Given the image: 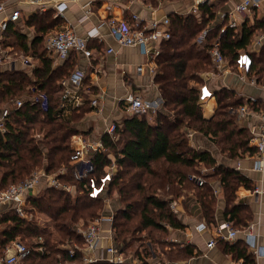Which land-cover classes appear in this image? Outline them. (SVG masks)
I'll return each instance as SVG.
<instances>
[{
    "label": "trees",
    "instance_id": "1",
    "mask_svg": "<svg viewBox=\"0 0 264 264\" xmlns=\"http://www.w3.org/2000/svg\"><path fill=\"white\" fill-rule=\"evenodd\" d=\"M201 11L200 17L196 14L174 16L173 21L179 33L171 34L157 56L159 73L156 80L161 88L164 107L172 115L158 112L155 125L149 123L145 116L134 115L125 119L122 126L117 124L116 139L109 134L103 137L105 147L115 155L118 169L117 175L108 185L107 196L114 189L121 203L113 224L114 242L120 252L129 249L136 240H141L145 254L148 250L147 242L150 241L163 248L169 246L164 252L170 260L189 257L192 251L188 247L162 241V238L168 236L165 224L175 228L182 227V224L171 211L169 199L159 197L158 194L162 192L164 195L178 197L183 190H194L203 218L212 226L216 223L217 206L209 181L212 179L220 182L224 190L225 220L238 229H243L252 220L251 208L247 204L237 203L235 196L238 187L252 188L251 181L225 165L219 166L214 153L191 147L186 132H198L215 140L219 146L224 142L225 145L221 144V153L230 159L255 153L249 146L251 133L246 128H240L235 116L229 111L232 106L242 105L243 99L237 98L233 90L224 88L218 91L216 112L212 118L206 119L200 105L199 90L194 84L200 86L201 74L211 69L208 52L219 38L224 57L236 66L241 50L247 48L250 39L257 31L263 30L264 25L246 26L241 34L228 29L221 37L222 27L214 23L213 5L206 4ZM59 21L60 18L46 14L31 19L30 23L47 28L59 24ZM205 29H210L207 34L208 43L201 49L197 38ZM17 41L19 47H25L23 39ZM43 64L41 73L45 81L42 85L34 86L47 96L49 107L43 110L39 101L34 102L30 98L29 90L30 97L24 99L23 105L10 110L6 119L7 131H0V190L24 181L39 169L48 175L56 174L62 183H74L77 193L73 196L61 187L45 184L39 191L40 195L38 192L27 197L30 210H26L25 217H21L14 207L0 213V257L14 241L44 237L43 243H32L33 249L24 263L67 264L81 260L79 248L84 240L77 232V226L80 222L89 224L96 217L103 209L104 197H90L85 188L89 180L77 183L72 175L71 140L80 133L78 122L90 107L82 105L79 111L71 114H64L60 108L63 88L57 85V81L68 75L71 65L57 72L51 69L50 61H44ZM252 70L258 71L256 73L263 77L264 52L258 57L253 56ZM4 75L5 80L0 78V105L2 100L7 103L21 97L27 87L31 86L28 85V77L22 72ZM1 85L9 90L1 92ZM38 135L40 137H36ZM93 163L95 173L92 177L100 179L111 161L106 153H98L93 157ZM200 166L214 169L210 175H204L206 183L203 186L197 185L189 177L191 173L199 171ZM34 211L50 217L54 221L55 232L47 234L41 230L34 222ZM139 233L147 234L145 241L138 239ZM65 242L79 246L75 248L74 255H70L69 249L60 247ZM221 244L227 254L242 260L243 264H256L244 240L240 239L234 244L225 241ZM41 246L44 252L38 250ZM143 264H146L144 260Z\"/></svg>",
    "mask_w": 264,
    "mask_h": 264
},
{
    "label": "crops",
    "instance_id": "2",
    "mask_svg": "<svg viewBox=\"0 0 264 264\" xmlns=\"http://www.w3.org/2000/svg\"><path fill=\"white\" fill-rule=\"evenodd\" d=\"M243 1L244 0H69L63 15H61L49 4L44 8L40 7L39 4L23 3L21 0H0V2L4 3L6 6L5 11L0 13V59L2 58L0 62V78L5 80L6 75L4 74L9 72H22L28 77V85H31L27 87L26 91H24V95L21 97H16L7 103H3L2 100L0 105V116L4 109L11 110L16 107L17 100H22L24 102V99L29 98V90L31 92V99H34L41 93L36 90L34 85H42V82L45 81L42 77L41 69H43L44 61H50L51 69L57 72L61 71L63 67L71 65L70 70H68V75L57 81V85H61L63 91V83L65 81L67 82L66 85L73 89L69 79L76 70L85 72L82 87L80 89H73L75 91L74 97H79V99H81V105L69 111L68 114L76 110L79 111L80 107L85 104H87L90 109L78 122L77 128L80 133L73 136L71 144L75 137L82 136L87 140L90 148H96L99 144H103L105 147L103 137L107 135L108 127L112 123L122 126L125 119L133 117L134 115L145 116L149 123L155 125L158 112L163 111L172 115L171 112L164 107L161 88L156 80L159 73L157 56L143 54L137 47H122L111 35L110 26L108 24L110 19L115 18L132 22L133 16L137 15L144 23H149L154 20L162 21L165 18H169L171 25L170 31L173 35L178 32L173 21L174 16L196 14L200 17L202 7L209 4L214 7L215 25H220L222 28L226 26L229 27L234 20L238 27L235 31L241 34L244 32L246 26L253 27L264 25V6L260 8L252 6L244 13H238L236 8L243 3ZM15 10L20 11V18L17 21H10L7 29H3L1 26L2 23L9 18L10 14ZM46 14H51L54 18H60L59 24L42 28L40 25L37 26L36 24L30 23L31 19L35 17L37 19ZM66 27H71L76 34L82 38H87L89 35L95 33L98 35L89 41L90 49L93 51V56L91 58H86L80 52H73L67 59L62 60L47 52V39ZM206 30L207 29H205L202 34ZM263 34L264 29L257 31L252 39H250L247 48L241 50V53L249 52L251 48L257 44V41ZM10 35H12V37H9ZM201 35L197 38V43L201 49H204L207 46L208 40L200 44L199 39ZM19 38L25 41L24 48L17 45V43H19V41H17ZM167 41L168 40L159 44L161 50L163 44ZM110 47L114 48V52L107 53L106 51ZM263 52L264 47L262 53ZM208 54L210 55V51ZM26 59L29 60L27 64L24 63ZM210 61L211 69L201 74L202 83L200 86L194 84L199 90V95L200 87L203 85H208L213 91L212 98L200 102L201 107L204 109V118L210 119L214 116L218 107L216 93L224 88L233 90L236 97L241 99L246 96H263L264 92L252 87L248 82L249 79H242L235 69L236 66L232 65L228 60L226 64L220 68L213 63L211 55ZM37 71H39V74H37ZM256 72L258 71L252 70L249 77L252 78L253 74L258 76ZM8 90V88H4L3 85H1V92ZM131 95L140 97L142 100L149 103L151 105L150 109L146 113L131 114L128 111V105L126 103L127 97ZM96 98L99 99V106L94 108L91 106V101ZM61 103L62 97L60 105ZM236 123L240 128L247 127L241 125L237 119ZM186 133L188 143L191 147L200 151L211 150V148L204 149L201 147L206 137L193 130H189V132ZM36 137H40V135ZM104 149L106 150L102 151V153L111 155L116 161L113 152L109 151L106 147ZM210 152L214 153L212 150ZM222 156L224 157L223 162H218L219 166L225 165L239 172L240 175H243L252 183V188H245L243 186L238 187L235 196L237 203L247 204L252 210V220L243 227L246 228L248 225L255 224L258 234L257 248L260 249L261 255L257 256L254 249L251 247H249V253L254 257L256 264H264V173L255 169L256 160L249 154H245L238 159H230L223 154ZM109 160L112 163L110 158ZM109 167L110 166H106L105 170H108ZM204 170L206 172L202 175H210L214 169L204 167ZM51 176L57 179L56 175L53 174ZM57 181L62 186L74 185L70 183L62 184L58 179ZM209 181L213 187L214 193L216 192L215 196L217 199L216 223L212 226H209L203 218L194 190H183L178 197L172 194L163 195V198L169 199L170 203L172 201L176 202L177 208L173 213L177 216L182 227L175 228L165 224L168 236L162 238V241L173 243L180 247H188L192 251L189 257L170 260L164 252L165 249H169V246L163 248V246L151 243L150 241L147 242L148 250L145 254L144 249L140 245L133 247V244H137V242H133L129 249L122 252L124 256L129 259L128 261L143 263L144 260L146 264H162L168 261H177L181 264H243L242 260H236L231 254H227L224 251L221 243H224L226 240L219 239L214 248H207V242L214 237V228L218 224L226 221L224 217L226 200L223 187L217 180L212 179ZM42 183L55 186L45 178L40 185ZM41 188L42 186L35 188L31 195L38 194ZM256 189L259 190V193L255 191ZM160 193L162 194V192ZM104 201L107 203L108 209L100 211L96 217L103 215L105 218H110L112 216L113 221L107 220V222L103 223L104 239L99 253L97 252L96 255L97 257L99 256L106 259L109 258L107 248L112 246L114 242L113 224L117 210L112 207L110 201L105 200V197ZM10 207H12L10 204L3 206L0 204V213H3ZM26 210H30V207L27 206ZM201 223L207 224L208 227L202 231H197L196 226ZM89 224H85V226L79 224L77 226V232L81 234V230L85 229ZM37 226L41 229L39 224H37ZM239 229H241V227ZM143 236L146 237L147 234ZM240 239L244 240L247 244L246 237L242 233L237 236L236 240L226 242L234 244ZM76 247L79 246L72 244L68 245L67 249L71 251L75 250ZM82 247L83 244L80 248ZM139 251H141L140 254H138ZM79 252H81L82 256L84 255L83 251ZM81 260L67 264H77ZM19 264H24V261Z\"/></svg>",
    "mask_w": 264,
    "mask_h": 264
},
{
    "label": "built area",
    "instance_id": "3",
    "mask_svg": "<svg viewBox=\"0 0 264 264\" xmlns=\"http://www.w3.org/2000/svg\"><path fill=\"white\" fill-rule=\"evenodd\" d=\"M23 3L34 4L40 7L50 5L54 8L58 14L63 15L64 10L67 7V2L69 0H21ZM260 8L264 6V0H244L237 8L238 13H244L250 7ZM5 4L0 2V13L5 11ZM20 11H13L9 18H7L2 23V28L7 29L10 21H17L20 18ZM111 30V35L122 47H137L143 54L158 56L161 51L160 43L169 40L171 38L170 31V19L165 18L162 21L154 20L149 23H144L139 16L134 15L133 21L129 22L127 20H118L115 18L110 19L108 22ZM236 21H232L231 24L221 29V37L226 34L228 29L236 30ZM209 30H206L200 37L199 43L203 44L207 40V34ZM98 35L91 34L87 38L79 37L76 32L71 27H66L54 35L50 36L46 41V50L49 54L57 56L59 59H67L73 52H80L86 58H91L93 56V51L90 49L89 41L90 39ZM264 34L259 38L257 44L251 48L249 52H244L239 55L236 63V71L239 73L242 79H249V83L252 87L262 90L264 92V75L263 77L255 76L249 77L252 66H253V56H258L262 54L263 50ZM107 53L114 52V48H109ZM210 55L213 63L216 64L218 68L224 66L227 62L221 50L220 38L214 43L210 50ZM2 59V58H1ZM0 59V62H1ZM29 60H24V63H28ZM257 75V74H256ZM85 78V72L82 70H76L71 76L69 81L73 89H80ZM64 91L62 95V103L60 108L63 110L64 114H68L69 111L75 109L81 105V99L79 97H74L75 91L70 88L65 81L63 83ZM261 84V85H260ZM213 97V91L208 85H203L200 87V102H204L207 99ZM244 102L240 106H232L229 111L232 115L236 117L238 122L247 126L246 129L251 133L249 140V146L255 150L253 155L249 154L252 158L256 160L255 169L264 173V94L262 97L256 96H246ZM99 99H93L91 101V106L97 108L99 106ZM34 102H40L43 110H47L49 107L48 98L45 94L40 93L34 99ZM128 111L131 114H141L146 113L150 109V104L142 100L137 96H129L126 99ZM23 105L22 100L16 101V107L19 108ZM10 115V109H4L2 115L0 116V131L6 132V119ZM118 125L112 123L108 129L107 134L110 137L116 139ZM97 148V149H96ZM96 148H90L87 140L82 136H77L74 138L71 149L73 153L70 158V165L72 166V175L75 181L84 182L87 179L89 182L85 184V188L92 198H102L103 193H105L108 188L109 183L114 179L118 173L116 161L111 155L108 157L112 160L109 165V169L105 170L106 173L97 179L92 177L95 173V165L93 163V157L102 153L106 150L103 144H99ZM206 171H202L204 174ZM47 179L52 185L56 187H61L69 192L71 195H75L77 192V187L75 185H64L62 186L58 183L57 179L53 176L48 175L44 170H35L31 177L25 179L24 181L10 185L6 190H0V204L11 205L17 211L21 217L26 216L27 209V197L31 195L35 188H37L43 179ZM190 180L194 181L197 185L203 186L206 183L204 175H191ZM259 193V190L256 189ZM216 194V192H215ZM177 204L175 201L170 203V209L175 212ZM113 221V217L105 218L103 215L97 217L93 222H91L85 229L81 230L83 237V247L79 248V251H83L84 255L82 260L77 264H143L138 262H130L124 256V253L117 249L113 242V245L107 248L109 258L97 257V252L102 245L104 239L102 225L104 222ZM208 227L207 224L201 223L196 226L197 231H202ZM214 237H212L207 242V248L212 249L217 245L219 239L226 241L236 240L239 234H243L246 237L247 244L249 247L254 249L257 256L261 255L260 249L257 248V230L255 224L248 225L246 228L238 229L233 226L229 221L222 222L214 228ZM40 243L42 239H40ZM39 251L44 252V247H39ZM76 250V249H75ZM75 250L70 251V255L75 254ZM31 254V249L25 243L20 240L14 241L4 252V255L0 257V264H19L25 259H27ZM91 254V255H88ZM88 255V256H85ZM162 264H181L177 261H168Z\"/></svg>",
    "mask_w": 264,
    "mask_h": 264
},
{
    "label": "rangeland",
    "instance_id": "4",
    "mask_svg": "<svg viewBox=\"0 0 264 264\" xmlns=\"http://www.w3.org/2000/svg\"><path fill=\"white\" fill-rule=\"evenodd\" d=\"M203 109V108H202ZM203 111V115H204V109L202 110ZM235 120H236V118H235ZM189 132V131H188ZM187 138V140H188V137H186ZM185 139V138H184ZM221 142H222V139H221ZM223 143V145H225V143L224 142H222ZM222 143H220V146L218 145V143L215 141V140H212V139H210V138H206V139H204V142L201 144V147L202 148H204V149H207V148H211V150L214 152V154H215V157L217 158V161L218 162H223V156H222V154L221 153H219V152H222L221 150H222V146H221V144ZM199 148V147H198ZM210 150V149H209ZM210 150V151H211ZM39 170V169H38ZM202 171H205L204 170V167H202V166H200V168H199V171H196V172H194V173H191V175H202ZM50 175H53V174H50ZM54 175H56V174H54ZM191 175H189V177L191 176ZM62 183V182H61ZM63 184V183H62ZM72 184H74V183H72ZM45 184L44 183H42L41 185H39V186H44ZM76 186V185H75ZM77 187V186H76ZM38 190V189H37ZM41 190V189H40ZM39 190V191H40ZM109 190V188L108 189H106V191H105V193H103V196L105 197V200H108V201H110L111 202V205H112V207L113 208H115L116 210H118L119 209V207L121 206V203L119 202V200H118V198L116 197V192H115V190L114 189H112L111 190V192L109 193V195L107 196V191ZM76 192H77V190H76ZM42 193V192H41ZM38 195H40V192H39V194ZM106 195V196H105ZM159 195V197H163V193L161 194V193H159L158 194ZM103 209L102 210H107L108 209V206H107V203H105V201L103 202ZM101 210V211H102ZM117 212V211H116ZM99 214V213H98ZM97 214V215H98ZM34 216H33V219H34V222L35 223H37V224H39L40 226H41V230L43 229V231L44 232H46L47 234H49V233H52V232H55L54 231V228H53V226H54V221L50 218V217H48L47 215H45V214H42V213H40L39 211H34V214H33ZM96 215V216H97ZM97 218V217H96ZM95 219V218H94ZM93 219V220H94ZM92 220V221H93ZM79 224H83L84 226H85V223L84 222H80ZM138 239H142L143 241H145V237L143 236V234L142 233H139L138 235ZM40 239H42V242L44 241V237H41ZM38 240V241H37ZM37 240H35V239H30V240H27V241H24V240H21V241H23L24 243H26V244H28L29 245V247H30V249L32 250L33 249V246H32V243H37V242H40V240L39 239H37ZM137 241V244H133L132 246L133 247H137V246H141V243H142V241L141 240H136ZM64 246V247H63ZM60 247L62 248V249H67L68 248V244L65 242L64 244H61L60 245ZM24 264H28V263H24Z\"/></svg>",
    "mask_w": 264,
    "mask_h": 264
}]
</instances>
